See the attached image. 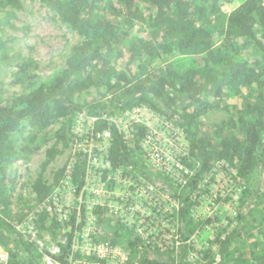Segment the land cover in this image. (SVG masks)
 Wrapping results in <instances>:
<instances>
[{
    "label": "trees",
    "instance_id": "1",
    "mask_svg": "<svg viewBox=\"0 0 264 264\" xmlns=\"http://www.w3.org/2000/svg\"><path fill=\"white\" fill-rule=\"evenodd\" d=\"M40 2L70 29L75 42L62 69L29 91L6 95L0 80V247L10 256L9 264L42 261L34 243L16 229L12 166L30 161L55 137L33 192L43 203L70 173L75 195H80L88 162L83 153L75 152L55 187L47 185L44 176L59 154L58 144L74 139V117L79 113L108 117L111 109L141 106L160 113L183 132L186 153L180 159L188 174L176 181L151 165L142 147L145 128L133 127L129 139H124L115 124L100 119L97 129L112 132L105 159L113 170L127 169L129 175L154 185L160 196L177 204L176 210L165 212L162 202L150 207L151 213L139 212L132 202L128 207L134 206L138 217L132 223L130 216L116 215L107 204L87 207L77 201L69 221L59 222L47 210L30 221L50 235L72 225L71 243L91 217L95 242L124 247L131 254L130 264H264V0ZM227 6L233 9L217 30ZM22 8L21 0H0V25ZM5 46L0 38V62L7 57ZM25 70L19 74L25 75ZM91 89L98 91L97 98L81 99ZM208 112L225 117L203 123L201 117ZM60 122L64 124L51 137L49 128ZM219 170L227 174L221 183ZM225 181L232 189L244 190L241 205L233 210L231 226L221 227L217 249L209 245L207 251L197 252L192 236H201L219 221L215 208L227 195ZM204 203L212 214L196 217ZM70 245L64 246L62 260L71 252ZM192 252L201 255L193 263Z\"/></svg>",
    "mask_w": 264,
    "mask_h": 264
},
{
    "label": "rangeland",
    "instance_id": "2",
    "mask_svg": "<svg viewBox=\"0 0 264 264\" xmlns=\"http://www.w3.org/2000/svg\"><path fill=\"white\" fill-rule=\"evenodd\" d=\"M21 1L23 2V8L18 11H13L14 16L11 20L3 26L0 25V38H2L6 45L5 55L7 56L0 62V80L4 83V93L6 95L25 93L30 90V86H38L53 77V75L62 69L63 64L70 55V48L75 42V37L70 29L56 17L54 11H51L48 7L43 5L40 0ZM232 9L233 6L224 7V13L221 15L220 19L217 20V30L222 29V26L226 23L227 14ZM178 60L183 61L185 59L179 58ZM120 63L119 67H123V62ZM22 65L23 68L26 69L24 71L25 75L19 74L23 69H21ZM99 92L105 94L106 89L101 88ZM88 96L97 98L98 91L96 89H91L90 91L85 92L81 99H87ZM123 104L124 100L121 105H118V107L123 106ZM120 108L111 109L109 112L114 115L112 119L120 123L122 129L125 130L132 118L130 114H127V112H124V110ZM128 112L131 111L128 110ZM224 117L225 113L208 112L201 117V121L203 120V123L207 122V124H212L221 121ZM144 118L146 117L144 116ZM82 123V121L75 122L74 129L76 128V132L79 130L82 131ZM62 124L64 123L60 122L59 124L50 127L48 130L49 135L51 137L55 135ZM158 124L160 123L156 124V122H154L153 130L156 129ZM64 127L67 128V125L65 124ZM159 127V134L157 133V135H155L153 143L148 144L147 148L150 149L151 152L158 150L165 153L167 156H173L174 149L172 144L174 145V143H177V146L178 144L181 145L183 143V137L177 130H167L164 129L162 125ZM129 130L132 131L133 128L128 129V131ZM155 131H157V129ZM55 143L56 138L54 137L49 145L40 150L36 155L32 156L30 161H25L20 166L14 165L11 168V172L16 179L13 187L14 190L11 194L12 211L13 214L16 215L15 222H18L19 226L22 225L20 223L24 221L25 215L27 216V219L23 222L26 223L24 226L28 224L27 222H29L30 218L36 213L38 199L33 192L34 181L42 171L43 163L46 160L47 149L52 147ZM102 145L104 146V143ZM76 146L78 147V145ZM76 146L75 140H72V138L69 140L68 145H66L64 141L58 144L57 149L59 150V154H57L53 162L50 163L44 171L45 182L47 185L55 187L58 184L57 180H61L62 171L68 169L70 166L69 160L71 158L73 159L76 155ZM97 148L104 149V147L102 148L100 146ZM106 156H108V154ZM226 175V172H220L219 170L217 178L218 182L221 183L223 179L221 177ZM228 185H230L229 181H225L222 188H226L223 192H227V195L225 194L223 196L224 201L221 206L215 208V211H217L220 218L219 221H217V223L212 222L201 236L199 233L192 236V240L196 244L195 249L197 252L207 251L209 245L213 246V251L217 249V240L219 239L221 227L231 226L230 220L235 215L233 210L236 208L238 209L241 205L243 199L242 193L244 190L238 187L232 189V187H228ZM53 190H55V188H53L52 191ZM65 198H68L69 202L67 205L69 207H72V205L76 203V197H71L68 193ZM160 201L165 203L163 204L165 212H172L177 208V204L170 199ZM147 204L148 206L144 207L143 203L139 206V203L136 202L138 211L140 212V210L143 211V209H145L147 213H151L152 209L150 207L155 208L156 206L150 203ZM255 212L259 215L262 214L261 209H255ZM211 214L212 209H210L206 203L195 211L196 217H206ZM262 216H264V213ZM131 218V222L138 221L137 216H132ZM71 226L72 225L65 224L62 226L63 228L65 227V230L61 231L60 229H56L54 230L53 235L39 232V237L44 239L50 238L51 242H55L59 240V238L67 237L68 241H70ZM21 234L24 235L23 233ZM24 237L28 238L26 235H24ZM74 244L75 247H73L72 250L70 249L71 252L67 255L66 259L63 260L66 263L73 261L75 264H123L122 256L116 258L108 257L106 259L103 257L98 258L88 254L82 241L80 243H73V245ZM118 248H120L123 253L129 254V261L131 255L130 252L125 250L122 246H118ZM0 252L8 254L2 248L0 249ZM140 257L141 256L137 254V259H140ZM200 258L201 255L192 252L189 256V262H196ZM124 264H130V262Z\"/></svg>",
    "mask_w": 264,
    "mask_h": 264
},
{
    "label": "built area",
    "instance_id": "3",
    "mask_svg": "<svg viewBox=\"0 0 264 264\" xmlns=\"http://www.w3.org/2000/svg\"><path fill=\"white\" fill-rule=\"evenodd\" d=\"M124 111L130 114L132 120L127 125L126 129H122L120 123L113 120V114L108 117H97L90 116L87 113H79L74 117L73 120V134L76 146V153H83L88 157L87 168L85 173V184L82 188L80 195H75L74 186L71 183L70 173L65 174V178L62 179L60 185L52 191V194L43 203H38L36 213L31 217L34 219L37 215L47 210L51 214L57 217L59 222L69 221L70 216L76 207L75 204L72 207L67 205L68 198H65L66 194H70L71 197H76L75 202H84L87 207L92 205L107 204V206L113 210L116 215L121 217H132L136 216L133 209L134 206L128 207V204L132 202H138L139 206L141 203L147 202L153 204L157 207L162 203L160 200H165L167 197L160 196L156 187L139 176L135 174H128L127 169H117L113 170L110 163L106 161L105 156L108 153V148L110 140L112 138V132L110 129L99 131L96 127L97 122L100 119L106 120L110 124H115L116 127L124 134V139H129L130 133L129 128L141 126L145 128V137L142 142V147L146 153L151 165L158 169L159 171L170 175L172 178L177 180H182L185 175L188 174L187 167L181 164V159L186 153V142L184 139L183 132L176 126H174L166 117L162 116L160 113L150 110L146 107H136L132 110ZM144 116L146 118H144ZM82 121V131L76 132L75 122ZM154 122L160 123L156 127L157 131L153 130ZM164 129L173 131H178V133L183 137V143L181 145L177 143L172 144L174 149L173 156H167L165 153L155 150L150 151L147 148L148 144L153 143L155 135H157L159 126ZM110 126V125H109ZM159 134V133H158ZM158 137V136H157ZM159 138V137H158ZM104 143V146L102 145ZM98 146L104 147V149L97 148ZM24 161H19L15 163V166L22 165ZM110 187V188H109ZM68 190V191H67ZM86 194V199L84 200L83 194ZM136 205V203H135ZM137 207V206H136ZM138 210V209H137ZM30 218V220H31ZM92 218L90 217V222L87 223L85 228L80 234H77L71 243L68 241L67 237L59 238L55 242H51L50 238L39 237V231L34 222L29 221L22 225H18L16 229L26 235L31 242L34 243L35 247L38 248L42 254L43 264H75L73 261L64 262L63 249L64 246L70 245L72 250L75 247L73 243H82L85 245L86 250L89 255L96 256L98 258H116L123 257V264L128 262L129 254L123 253L118 246H113L109 244L97 243L91 236L93 231ZM130 221V220H129ZM128 221V222H129ZM132 223H135L132 221ZM140 231V228H138ZM10 256L6 253L0 252V264H9Z\"/></svg>",
    "mask_w": 264,
    "mask_h": 264
},
{
    "label": "crops",
    "instance_id": "4",
    "mask_svg": "<svg viewBox=\"0 0 264 264\" xmlns=\"http://www.w3.org/2000/svg\"><path fill=\"white\" fill-rule=\"evenodd\" d=\"M36 249L38 250V248L36 247ZM39 251V250H38ZM40 252V251H39ZM42 255V254H41ZM43 259V258H42ZM41 264H43V260L41 261Z\"/></svg>",
    "mask_w": 264,
    "mask_h": 264
}]
</instances>
